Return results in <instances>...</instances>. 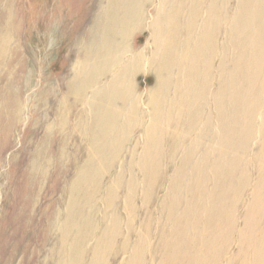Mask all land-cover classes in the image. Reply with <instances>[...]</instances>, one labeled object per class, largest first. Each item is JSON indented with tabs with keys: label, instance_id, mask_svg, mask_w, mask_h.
Returning a JSON list of instances; mask_svg holds the SVG:
<instances>
[{
	"label": "rangeland",
	"instance_id": "374dc122",
	"mask_svg": "<svg viewBox=\"0 0 264 264\" xmlns=\"http://www.w3.org/2000/svg\"><path fill=\"white\" fill-rule=\"evenodd\" d=\"M139 1L143 2V0H0V28L4 30L5 26H7L6 27L7 30L6 28L4 31L0 29V33L3 31V33H1L3 35L0 34V36L2 37L0 38L1 39L0 42L4 41L3 46L4 45L6 46V47L0 46V52H1L0 71L2 72L0 73L1 74L0 75V109H1L0 110V151L2 150L0 152V264H59V263L62 264V262L63 264H76V263L78 264H135V263L137 264H216V262L217 264H225L226 260H227L226 264H232L231 262L235 264H245V263L264 264V252H263L264 251V213H263L264 189L256 180L257 175H260L258 173L259 164L262 163L264 164L263 162L264 133H262L264 132V103H263L264 89L260 94V101H259L260 107L255 113L256 119L254 118V120L251 122L248 121V116H247L248 102L246 101L247 96L245 95V93L249 91V86L246 84L245 86L243 85L245 83V80L235 84V88L236 89L238 88L237 96H234V93L232 92V90L235 89L233 88L234 87L233 85L234 81H232L233 75L239 77L240 74L241 76L243 74V76L246 77V75L250 71V68L247 67V65L255 61L253 59L252 54H248V51L254 49L253 44L257 45L256 47H259V44L256 42L258 41L257 34L262 33L263 31L262 29H264V0H229V1L204 0V2L203 0H194L195 2L193 0H180L181 2L179 0H151L150 1L151 3H149L151 5L148 4L146 6H141L142 3L140 5ZM174 2L176 5L179 2V4H181L182 6L181 5L179 6V4L176 6L175 4H173ZM192 4H194L195 6ZM205 4L209 8L206 7ZM212 4L213 6H211ZM174 6L180 8L178 10L179 11L181 10L180 11L181 13L178 10H177L178 12L177 11L173 12ZM181 7L184 8L181 9ZM205 8H207V10ZM136 9H139V11ZM166 9L167 11H165ZM223 9L225 10V13ZM133 11L134 12L136 11L135 12L136 15ZM164 11L166 12L165 14ZM207 11L209 14H207ZM205 12L207 15L204 14ZM199 13H202L201 18L203 20V22L201 21V23L203 24L199 23V25L201 26V27L199 26L201 30L200 35L198 34L199 37L198 35L197 36L195 35L194 38H192L190 41V46L188 40H186V43H182L178 38L179 40L178 42H180L181 44L179 43L178 45L177 42L174 46L175 49L173 48L172 50H175L173 52L174 60L175 58L179 59L183 56H188L187 53H189L192 50L190 49V47L193 48L194 46V43H192L195 42L194 40L199 41L198 43L205 44L204 42L206 36L203 35L202 32L204 30H209L212 27L211 23H209L210 20L213 18V16H211L212 15L211 13H213L214 16H216L217 13L219 17L221 18L222 16L224 17L220 20V24L218 27L219 34L217 41L215 42L216 47L218 48V50H220V53L218 52V55L216 57V60L219 59V61L217 60V64L218 65L221 64L222 61L224 63L223 65L221 64L222 72L221 69H217V68H215V70L213 71L215 72L214 75H217L218 77L220 73L223 75V80L226 88H224L225 91L223 93L220 92L221 90L219 91V89H217L216 86L212 89L213 92L215 91V95L217 96V98L221 99L222 105L220 108H218V111H222L223 116L219 117V119H217L216 117L209 118V121L207 123L208 127L206 128V132L203 133L206 136L205 142L207 143L205 142L198 143L196 140L185 141V139L187 138L186 136L187 131L190 129V126H187V122L185 119V114L189 112V108L186 102H183L181 104L176 98L175 100H173L171 96L166 97L163 94L160 98L161 103L159 104V101L158 99L156 100V95L154 93L156 90V82L158 81V78L162 80L158 76H161L162 75L161 73H163V71L160 72L157 69V60H158L157 56L161 54L164 46L162 39H160V41L158 42L161 34L160 30L165 29L166 26L168 25L169 26L179 25L178 29L182 30L184 26H187L189 17L192 16L194 17ZM165 16L166 18H164ZM133 17L136 18L135 21H137L138 19L137 23L133 21ZM155 17L159 19L157 20L155 19ZM176 18L177 19L179 18L178 21ZM186 18L188 19V21ZM142 19H144V21ZM155 20H157V24H155V29H154L153 25L155 23ZM164 20L166 21V23ZM128 22L130 23V27L131 26L132 28L134 27L133 29L130 28L132 31H130L129 27H127L129 25ZM132 23H134L133 25L135 26L131 25ZM207 24L209 26H207ZM120 26L123 27V29H125L126 32L125 31L123 32ZM93 28L102 29V31H104L101 39L103 54L100 56V60L98 58V61L101 62V63L99 62L100 64L98 65V67L96 64H94L96 66L95 67L91 61V58L93 59L95 58L96 60L97 59L96 57H92V55L90 56L88 55L87 57L88 54L87 43L90 36L89 34L91 32L94 33ZM157 31L159 33V36ZM155 32L157 33V35ZM223 35L224 37H222ZM195 37H197V39ZM243 37H245V39ZM153 38L155 39V41H153ZM219 38H221L222 40L220 39L219 41ZM238 39L240 42L237 41ZM241 41L246 42L245 48L247 52L246 51L239 52L236 49L235 53L236 52L237 53L235 54L234 51L230 49V46H233L234 42L241 43ZM156 42L158 43L161 42L160 45L158 44L161 47H158ZM155 44L156 46H154ZM226 45L228 46V48ZM224 46L226 48H224ZM113 49H116V51L117 49H121V51L124 50L126 58L136 54L137 52L138 53L142 52L141 54H144L143 61H141L139 64H135L133 67L129 69L131 72L135 74V76L133 77L134 74L130 73L131 75L129 76H131L132 82L130 81L129 86L130 88L132 87V99L134 100L135 98L136 101L135 106H138L137 111L138 110L139 111L136 114V119H135L136 121L134 120V122L125 123V126L134 128L135 133L133 132L131 135L123 134L121 136L122 143L120 144V148H119L120 150L119 151L120 155L118 154L119 158L118 157L113 158L112 156H110L109 153L110 151L114 152L117 149L115 148L117 147L115 144L117 142H113L114 141L113 139H105L106 145L104 144L101 145V156H103L104 158L103 157L100 158L99 156L98 158H96V160H98L97 162L92 157L87 158V156L84 155L85 154L84 148L86 147L84 144L85 139H83V137L88 135L87 133L88 131L85 129L84 126H79L77 124L78 121H76L77 113L83 112L85 110V106H81L80 104H78L72 107L71 105L73 100L74 99L76 100L78 95L81 94V91L85 90L84 87L85 83L92 76V74L102 69L103 67L102 64L105 63L106 65L105 64L104 65L106 67L107 66L109 67V63H111V61L115 62L117 60L115 56L111 55V51ZM129 49L131 50L129 51ZM225 49H227L226 51L229 52L228 53L229 55L225 54L227 53L225 52ZM229 49L230 51H228ZM185 51H186V55H185ZM5 54H7L8 57ZM226 58H228V61L225 60ZM237 59H242V62L244 63L243 67H235V66L233 67L230 65L231 62H235ZM1 61H3L2 63H6L5 64L6 66L1 64ZM141 63L143 65H141ZM1 65H3L4 67ZM90 65L93 66L92 67L93 69L91 68ZM11 66L12 68H10ZM2 70L6 72H3ZM217 70L218 72L216 73ZM87 71H89V73H87ZM110 76L113 78L112 75ZM111 77L108 80L107 78L102 79L99 83L93 86L90 93L86 94V99L89 102L90 100L93 101L92 100L93 98H95L94 102L102 101V105L105 106V112L107 109V114H110V112L112 111L111 110L112 107L111 108L109 107V102L114 99V93H115L114 90L111 89L112 87L110 86L111 84L110 82L112 79ZM261 78L262 80L264 79V74L263 75L261 74ZM77 80L80 82V84ZM73 85H74V89L72 88ZM96 86L99 88H97ZM104 86H106V88ZM228 86L229 88H227ZM91 92L92 95H90ZM93 94L94 97L92 98L91 96H93ZM111 94L112 97H109L111 96ZM147 96L149 98H147ZM137 99L139 100L140 103L138 102ZM238 99L240 100L239 106H237ZM129 102L131 103L132 101ZM129 102H127V106L130 105ZM151 102L153 104H151ZM164 102H165V106L167 107L168 105L171 106L172 116L168 117L163 111L160 112L159 117L161 118V121L159 118V121L155 123V128L158 129L160 132L159 133L160 135H157L159 136V146L156 147L155 151L154 148L151 146L150 147L151 149L150 150L148 149V151L145 152L146 159L148 162L147 164L144 165H146L145 167H147V169L150 170L154 168L155 165L164 166L166 165L167 157L169 158L170 155H173L176 161L174 162V164H169L167 166L169 172L164 174L165 178L163 181L164 182L163 185H162L163 182H159L161 183L159 187L155 188L154 190L144 191L141 190L142 189L141 184L143 183L144 179L142 175H139L140 165L137 163L138 162L137 159L139 158V154L141 155L142 153V148L145 146V144L148 141H150L151 137L148 138L149 136H147V134L145 135L142 131L144 130L146 124L148 125L150 123V121L148 120L149 118L146 117V114H150L152 112L153 110L152 107L156 109ZM208 102L209 101H207L206 103ZM210 103L211 102H209L208 104ZM261 103H263V105H261ZM208 104H206L207 109L208 106L210 109H212L213 106ZM102 105H100V107H102ZM58 106L60 109L58 108ZM62 106L66 109H64ZM128 108L129 110H131L130 107ZM77 109L79 112L76 111ZM142 109L144 111H142ZM69 111H70L69 114L71 115H68L67 112ZM52 112H54L55 114L54 113L52 114ZM59 114H61L62 116L60 115L61 116L60 117ZM177 114L181 115V120L177 119L176 117ZM54 117L55 120H52L54 119ZM245 117L247 118L245 119ZM203 118H205V120L203 119V121H206L207 117L205 116V111L203 113ZM61 121L62 124H60ZM165 121L166 122L168 121V123H165ZM214 121L216 124H212ZM54 123L55 125H53ZM120 125L121 123L115 126L116 129H118ZM140 125L141 127H139ZM214 125L216 126L214 127ZM56 126L59 129H57ZM64 126H66L67 128H65ZM68 126L70 127L68 128ZM166 126H168L171 129H175L177 127L176 130L178 129V132L180 133L179 136L180 141H177L178 144L174 150L169 149L170 148L169 142L170 140L172 142V139L174 137H171V135L169 136L167 131L166 132L162 131V129H167ZM248 128L250 130L252 129L253 135L255 134L254 135L255 138L253 137L254 138L253 143L249 142L248 141L249 139L247 140L246 132ZM60 129L61 131H59ZM73 130H75L76 132ZM211 132L213 133L214 136L213 139H216L214 141L211 138L212 136ZM73 133L75 136H73ZM111 134H113V132ZM99 136H97L98 138L96 139L100 140ZM114 136L115 133L113 134V136L111 135L109 138H113ZM144 136L145 139L143 138ZM260 137L261 139L262 138L263 139L261 140ZM49 139L50 141L47 142V140ZM126 139L128 140V142ZM210 139L212 142L210 141ZM132 140H134V142ZM176 140L178 139H175L173 143H176ZM68 141L69 144L67 143ZM78 141L79 143L80 142L81 143L78 144ZM40 143H42L43 146ZM112 143H113V147L111 145ZM80 145L82 146L80 147ZM102 147L105 149H102ZM190 147H194V149L196 150L194 152V158L191 160L192 162L190 161V163H188L187 165L179 166L178 162L180 161V159L183 158L185 154V150L188 149L191 150ZM112 148L114 149L112 150ZM129 148L133 149L132 152L130 151ZM214 148L215 150H213ZM109 149L110 151L108 152ZM102 150H104L105 152H103ZM122 150L124 151L121 152ZM45 151H46V155H43ZM251 153L252 155L250 156L249 154ZM104 154L107 157L104 156ZM130 154L133 155V157L135 156L133 158L134 161L131 159ZM35 155L37 156L36 159H35ZM85 158H87V160H85ZM249 158H252V161L251 159L249 160ZM61 159H63V161ZM76 159L78 161H76ZM124 160L126 162H124ZM68 163L70 165H68ZM84 163H85V167L83 166ZM252 163L253 165H251ZM93 164L95 165V167ZM100 164H101V169H100ZM125 166H127V168ZM70 167L72 168V170ZM92 168L94 169L96 168L95 170H97V172H95V170H93ZM123 168L125 170H123ZM180 168H182V170ZM89 169L91 172L89 171ZM119 169L121 170V172H119L120 171ZM37 170L39 172H37ZM102 170L106 172L105 173L106 175ZM129 170L132 171L128 172ZM32 171H34V176ZM66 171L68 172L66 173ZM124 171L126 174H124ZM179 171H182L184 175L183 180L179 179V181L181 182L176 181V179H178L177 174L179 173ZM29 172L31 177L30 175L28 176ZM161 172H163V170ZM119 173L121 174V178H122L120 182L118 181V177H117ZM236 175L238 178L239 177L241 179L243 178L244 179V180L242 179L243 182L245 181V183H242V186H240V192L239 195L237 196V200L232 198L234 192L236 191V187H238L237 181L235 186V180L238 179ZM26 176L29 177L30 179L29 178L26 179L27 178ZM98 176L101 181L98 179ZM33 178L36 180H34ZM173 178L176 181L174 187L175 188L174 203L178 204V206L175 215L171 217V219H167L162 214H159L157 208L159 203H161L162 201H167V199H165L164 197L166 195V192L168 191V186L170 187V184L168 182ZM32 179L33 181H35V183L34 182L32 183ZM125 179L126 182L124 181ZM135 179L136 181L138 180L137 181L138 183L140 182L139 185L141 187L138 186V183L135 181ZM167 179L168 182L166 181ZM189 179L192 180L191 186H188ZM250 179L251 181H249ZM39 180L41 181L39 182ZM90 180L93 181L99 180L98 183L100 189L98 191L99 195H97L96 193L95 194L96 198L95 196L92 198L95 200L94 201L92 200L91 202H88L86 204L84 203V200L87 198L84 196L85 192L78 187L85 185ZM112 180L115 184H112L113 183ZM199 180L200 182H198ZM61 181L66 183L64 184ZM130 181L132 182L129 183ZM255 181H257V184L255 183ZM73 182L78 183V185H76L75 187L74 192L73 190L70 189ZM134 182H136V184ZM28 183L29 185L32 183L33 187L32 185H30L31 186L30 187ZM123 183L126 185L127 183H129L128 187H126V185L124 187ZM34 184H36V187L34 186ZM119 184L120 186H122L123 189L119 187ZM132 184H135L136 187L135 185H133L132 187ZM62 187L65 193L62 191L61 189ZM247 187H249L250 189ZM109 188L110 191L105 192ZM164 188L165 190H163ZM253 188H255L253 190L254 192L252 191ZM121 190L123 192H121ZM261 190L263 191V193ZM34 191L35 193H33ZM137 192H140V194ZM243 192L246 195H244ZM61 193H63V195ZM74 193L75 195L73 197ZM144 193L150 194V197L148 200L142 203L141 198ZM80 194L81 196H79ZM127 194L128 195L131 194L133 199L131 196L130 199L129 198L127 199ZM136 195L140 197H137ZM103 197L105 198L104 202H103ZM240 197H242L243 199L241 198L242 199L241 200ZM82 198L85 199L83 200ZM115 198H117V200ZM118 198L120 199L118 200ZM252 198L253 200L255 199L256 201L252 202ZM66 199L68 200L67 202ZM188 199L190 201H188ZM240 200H241V204H240ZM107 202L110 204H107ZM155 202L156 203L158 202V204H156ZM250 202L253 204H251ZM89 203L91 204L94 203L93 208L91 204H90L91 206L89 205ZM255 203L257 206L255 205ZM94 205L97 206L94 207ZM240 205L242 206L246 205V207L244 206L245 207L244 208L241 207ZM87 206L89 209L87 208ZM252 206L253 208L254 207L255 208L253 209ZM77 207L79 209L82 208L81 211L78 210ZM110 208H112L111 209L112 212L110 211ZM105 209H108L106 211L108 214L106 212H103ZM61 210H64L66 212V216L61 213ZM246 210H248V212ZM74 211H77L78 213ZM79 212L81 213V215H79L80 214ZM59 214L62 215L59 216ZM74 214L75 215L77 214V217ZM236 214L238 216H236ZM246 214L247 216L245 218L242 217V215L245 216ZM55 215H57V217ZM106 215L108 216L109 219L106 217ZM64 216L66 217V219ZM103 217H104V224L102 220ZM237 217H239L238 220H236ZM55 219L57 220L55 221ZM61 219L62 220L65 219L64 220L65 223L61 221ZM59 221L61 225L60 223H58ZM242 224L245 226L243 227ZM89 225L91 227H89ZM100 225H103L101 226L102 228L100 227ZM144 226H149L150 228L149 234L144 233L142 229ZM206 226L208 227L206 228ZM62 227H63V231L65 232H61ZM55 229L56 230L58 229L59 231L57 230L58 231L57 232ZM257 229L259 233H257ZM86 230L89 231L85 232ZM122 232L124 235L122 234ZM158 232H161L160 239L159 241H157V243H155L154 237L158 235ZM66 233L71 235H67L66 237ZM80 235H82V237ZM222 235L224 236L221 238ZM234 235H236L237 237ZM74 236L75 238L78 237V239L76 238L75 240ZM63 237H65V239ZM68 237H71L70 240L72 239L73 241L74 240L75 241L73 242L71 240L70 242ZM232 237L235 238L233 239ZM231 238L234 240L233 241L234 243H232ZM134 239L136 244L134 242ZM142 239L146 240V243L148 242V244L144 248H139L137 244L138 241ZM62 240L65 241L66 245H63L64 242ZM236 241L238 243H236ZM80 242L82 245L77 244ZM218 242L219 244H217ZM243 242L245 248L243 247ZM220 244H222L221 245L222 248H219ZM224 244H231V245H224ZM246 245L248 248L246 247ZM166 246H167V253H166L167 255L164 254V248ZM61 247L65 248V250H63L65 252L63 253L62 251V254H60L62 250ZM77 247L79 249L81 248V250L79 251ZM67 248H69V250H67ZM224 248L226 250H224ZM243 248L246 250H243ZM52 250L53 252L50 253V251ZM223 250L225 251V254ZM226 251L228 252L227 254ZM68 252H70V254ZM234 254H236L234 256L235 258L232 257ZM63 255H66L67 259ZM226 257L229 259H227ZM246 257H248L249 259ZM93 258L96 259V261ZM162 258H164L163 261ZM136 259L138 262L136 261ZM58 260L61 261H59V263H56V261L58 262Z\"/></svg>",
	"mask_w": 264,
	"mask_h": 264
},
{
	"label": "bare ground",
	"instance_id": "6f19581e",
	"mask_svg": "<svg viewBox=\"0 0 264 264\" xmlns=\"http://www.w3.org/2000/svg\"><path fill=\"white\" fill-rule=\"evenodd\" d=\"M151 0H143V2H140V5H141V3H142V5L141 6H146V5H148L149 3H151L150 2ZM180 1V0H179ZM194 1V0H193ZM192 1V2H193ZM207 1V0H206ZM205 1V2H206ZM208 1H210V0H208ZM227 1H229V0H227ZM181 2V1H180ZM184 2H186V1H184ZM190 2V1H189ZM195 2V1H194ZM193 2V3H194ZM201 2V1H200ZM203 2H204V0H203ZM217 2V1H216ZM215 2V3H216ZM222 2V1H221ZM237 2H239V1H237ZM242 2V1H241ZM136 3H138V2H136ZM177 3V2H176ZM229 3V2H228ZM236 3V2H235ZM11 4V3H10ZM173 4H175V2L173 3ZM178 4H179V2H178ZM177 4V5H178ZM186 4V3H185ZM204 4V3H203ZM209 4V3H208ZM207 4V5H208ZM221 4V3H220ZM226 4V3H225ZM224 4V5H225ZM149 5H151V4H149ZM176 5V4H175ZM176 5V6H177ZM181 4H179V6H180ZM192 5H194V4H192ZM195 5H196V3H195ZM194 5V6H195ZM224 5H221V6H224ZM176 6H174V9H173V12H176L178 9H180V8H177ZM182 6V5H181ZM188 6V5H187ZM198 6V5H197ZM196 6V7H197ZM203 6V5H202ZM205 6H206V4H205ZM211 6H213V4L211 5ZM218 6H219V4H218ZM206 7H208V6H206ZM171 8V7H170ZM182 8H184V7H181V9ZM190 8H192V7H190ZM209 8V7H208ZM215 8H216V6H215ZM223 8V7H222ZM228 8V7H227ZM135 9V8H134ZM141 9V8H140ZM172 9V8H171ZM196 9V8H195ZM206 10H207V8H205ZM214 9V8H213ZM238 9V8H237ZM136 10H138L139 11V9H136ZM169 10V9H168ZM185 10H186V7H185ZM192 10V9H191ZM201 10V9H200ZM209 10V9H208ZM216 10V9H215ZM221 10V9H220ZM224 10V9H223ZM141 11V10H140ZM165 11H167V9L165 10ZM164 11V14L166 13ZM179 11V10H178ZM177 11V12H178ZM181 11V10H180ZM179 11V12H180ZM199 11V10H198ZM204 11V10H203ZM210 11V10H209ZM217 11H218V9H217ZM226 11H228V10H226ZM134 12V11H133ZM136 12V11H135ZM134 12V13H135ZM142 12H143V10H142ZM183 12V11H182ZM191 12V11H190ZM223 12V11H222ZM237 12V11H236ZM245 12V11H244ZM181 13V12H180ZM197 13V12H196ZM224 13H225V10H224ZM143 14V13H142ZM172 14V13H171ZM192 14V13H191ZM201 14L202 13H199L198 15H195L194 17L192 16V17H189V21H188V19H187V26H184V28H182V30L181 29H178V26H176V25H172V26H166V28L165 29H162V30H160L161 31V34H160V38H159V40H158V42L160 41V39H162L163 40V44H164V46H163V49H162V52H161V54L159 55V56H157L158 57V60H157V69H158V71H163V73L165 74H163V73H161L162 75L161 76H158V77H160L162 80H160L159 78H158V81L156 82V90H155V95H156V100L158 99V101H159V104L161 103V96L164 94L166 97L168 96H171V98L173 99V100H175V98L182 104L183 102H186V104H187V106H188V108H189V112L188 113H186L185 114V119H186V122H187V126H190V129L187 131V138L185 139V141H188V140H191V141H193V140H196L198 143H202V142H205L206 141V136L203 134L204 132H206V128L208 127V121H209V118H217V119H219V117H221V116H223L222 115V111H218V108H220L221 107V105H222V102H221V99H219V98H217V96L215 95V91L213 92L212 91V89L216 86L217 87V89H219V91L220 92H224L225 90H224V88H226V86H225V83H224V80H223V75L220 73L219 74V77L217 76V75H214V71L213 70H215V68H217V69H221V72H222V65H223V61H222V65L221 64H217V60L219 61V59H217L216 60V57H217V55H218V52L220 53V50H218V48L216 47V41H217V38H218V32H219V30H218V27H219V24H220V20L222 19V18H224L223 16H222V18L221 17H219V15L216 13V16H214L213 15V13H211L212 15L211 16H213V18L210 20V22L209 23H211V25H212V27L209 29V30H204L202 33H203V35H205L206 36V39H205V44H202V43H198L199 41H196V40H194L195 42H192V43H194V46H193V48H191L190 47V49H192L190 52L189 51H187V52H189V53H187V55L188 56H183V57H181V58H179V59H176L175 58V60H174V54H173V52L175 51V50H172L173 48H174V46H175V44L180 40L182 43H186V40H188V43H189V46H190V41H191V39L192 38H194V36L196 35H200V32H201V30H200V28H199V23H201V21L203 22V20H202V18H201ZM204 14H206V12L204 13ZM207 14H209L208 13V11H207ZM206 14V15H207ZM7 15V14H6ZM6 15H5V17H6ZM134 15V14H133ZM135 15H136V13H135ZM134 15V16H135ZM162 15V14H161ZM167 15V14H166ZM169 15V14H168ZM182 15V14H181ZM185 15V14H184ZM222 15H223V13H222ZM229 15H230V13H229ZM263 15V14H262ZM9 16V15H8ZM7 16V17H8ZM163 16V15H162ZM161 16V17H162ZM176 16H177V13H176ZM175 16V17H176ZM203 16V15H202ZM210 16V17H211ZM225 16V15H224ZM228 16V15H227ZM136 17V16H135ZM138 17V16H137ZM144 17V16H143ZM239 17H240V15H239ZM145 18V17H144ZM164 18H166V16L164 17ZM174 18V17H173ZM180 18V17H179ZM178 18V19H179ZM135 19L136 18H134L133 17V21H135ZM140 19H141V17H140ZM155 19H157L156 17H155ZM159 19V18H158ZM157 19V20H158ZM177 19V18H176ZM178 19H177V21H178ZM182 19V18H181ZM184 19V18H183ZM226 19V18H225ZM143 21H144V19H142ZM157 20H155V23H154V25H153V27H154V29H155V24H157ZM6 21H7V19H6ZM137 21H138V19H137ZM137 21H135V23H137ZM141 21V20H140ZM165 21V20H164ZM176 21V22H177ZM95 22V21H94ZM130 22V21H129ZM128 22V23H129ZM131 22H132V20H131ZM160 22V21H159ZM176 22H175V24H176ZM241 22V21H240ZM127 23V24H128ZM139 23V22H138ZM161 23V22H160ZM165 23H166V21H165ZM204 23H205V21H204ZM206 23H207V21H206ZM208 23V24H209ZM224 23V22H223ZM104 24V23H103ZM134 23H132L131 25H133ZM162 24V23H161ZM173 24H174V22H173ZM201 24H203V23H201ZM207 24V26H209ZM242 24V23H241ZM102 25V24H101ZM101 25H100V27H101ZM105 25V24H104ZM141 25V24H140ZM159 25V24H158ZM190 25V26H189ZM205 25V24H204ZM133 26H135V25H133ZM138 26V25H137ZM142 26V25H141ZM207 26H206V28H207ZM252 26V25H251ZM7 26H5V28H6ZM121 27V26H120ZM127 27H129V29L131 28V29H133L132 28V26L130 27V23H129V25L127 26ZM140 27V26H139ZM181 27H182V25H181ZM180 27V28H181ZM201 27V26H200ZM5 28H4V30H5ZM116 28V27H115ZM122 29V31L124 32L125 31V29H123V27H121ZM163 28V27H162ZM225 28V27H224ZM230 28V27H229ZM0 29H2V28H0ZM94 29V28H93ZM130 29V31H132ZM139 29V28H138ZM3 30V29H2ZM3 30V31H4ZM6 30H7V28H6ZM90 30V29H89ZM222 30H223V28H222ZM263 31H262V33H258L257 34V39H258V41L256 42V43H258L259 44V47H256L257 45H254L253 44V50H250V51H248V54H252V56H253V59L255 60V61H253V63H251V64H249V65H247V67H249L250 68V71H249V73L247 74V73H245V74H247L246 75V77H244L243 76V74H242V76H241V74L239 75V77H237V76H235V75H233V77H232V81H234V83H233V85H234V87L233 88H235V84H237V83H239V82H241V81H244L245 80V83L243 84L244 86H245V84L246 85H248L249 86V91H247V93H245V95L247 96V102H248V110H247V116H248V121L249 122H251V121H253L254 120V118L256 119V116H255V113L257 112V110H258V108L260 107V94H261V92H262V90L264 89V79L262 80V78H261V74L263 75L264 74V29H262ZM3 31L1 32V33H3ZM10 31H11V29H10ZM129 31V30H128ZM127 31V32H128ZM155 31V30H154ZM225 31V30H224ZM224 31H222V32H224ZM103 32L104 31H102V29H94V33L93 32H91L89 35V39H88V43H87V57H88V55L90 56V55H92V57H96L97 59L95 60V58L93 59V58H91V61H92V63H93V65L94 64H96L97 65V67H98V65L101 63L100 61H98V58H99V60H100V56L103 54V52H102V42H101V39H102V34H103ZM122 32V33H123ZM126 32V31H125ZM227 32V31H226ZM0 33V34H1ZM6 33H7V31H6ZM12 33V32H11ZM156 33V32H155ZM157 33H158V31H157ZM157 33H156V35H157ZM4 34H5V32H4ZM127 34V33H126ZM125 34V35H126ZM222 34V33H221ZM224 34V33H223ZM1 35H3V34H1ZM8 35H9V33H8ZM155 35V36H156ZM199 35H198V37H199ZM228 35V34H227ZM5 36H7V35H5ZM4 36V37H5ZM154 36V37H155ZM158 36H159V33H158ZM10 37H11V35H10ZM125 37V36H124ZM222 37H224V35L222 36ZM254 37V36H253ZM259 37V38H258ZM0 38H2L1 36H0ZM7 38V37H6ZM178 38H179V40H178ZM196 39H197V37H195ZM242 38V37H241ZM244 39H245V37H243ZM5 39V38H4ZM127 39V38H126ZM158 39V38H157ZM157 39H156V41H157ZM220 39L221 38H219V41H220ZM226 39H227V37H226ZM251 39V38H250ZM256 39V40H257ZM1 40V39H0ZM125 40V39H124ZM222 40V39H221ZM223 40H225V39H223ZM153 41H155V39L153 38ZM238 42H240L239 41V39L237 40ZM125 42V41H124ZM158 42H156L157 43V45L159 44H161V42L160 43H158ZM238 42H234V44H233V46H230V49L232 50V51H234V53H235V50L237 49L239 52H243V51H246V48H245V45H246V42L245 41H241V43H238ZM153 43V42H152ZM179 43L180 42H178V45H179ZM225 43H227V42H225ZM3 44H4V41H1L0 42V46L2 47L3 46ZM128 44V43H127ZM127 44H125V45H127ZM181 44V43H180ZM248 44V43H247ZM95 45H96V47H95ZM158 45V47H161V46H159ZM177 45V46H178ZM225 45V44H224ZM228 45V44H227ZM226 45V46H227ZM5 46V45H4ZM3 46V47H4ZM9 46V45H8ZM154 46H156V44L154 45ZM6 47V46H5ZM128 48V47H127ZM155 48V47H154ZM182 48V47H181ZM189 48V47H188ZM224 48H226L225 46H224ZM227 48H228V46H227ZM3 49V48H2ZM1 49V50H2ZM5 49V48H4ZM157 49V48H156ZM155 49V50H156ZM175 49V48H174ZM221 49H222V47H221ZM230 49L228 50V51H230ZM125 50H126V48H125ZM131 49H129V51H130ZM227 49H225V52H227L226 51ZM223 51H224V49H223ZM3 52V51H2ZM9 52H11V51H9ZM177 52V51H176ZM224 52V53H225ZM247 52V51H246ZM7 53V52H6ZM131 53V52H130ZM142 53V52H141ZM141 53H136V54H134V55H132V56H130V57H127L126 58V55H125V51L123 50V51H121V49H117V51H116V49H113L112 51H111V55H113V56H115L116 57V61L115 62H113V61H111V63H109V67L107 66H105L104 64H102L103 65V67H102V69L101 70H99L98 72H96V73H93L92 74V76L86 81V83H85V90L83 91H81V94L80 95H78V97L76 98V100L74 99L73 100V102H72V107L73 106H76V105H78V104H80L81 106H85V110L83 111V112H81V113H77V115H76V121H78L77 122V124L79 125V126H84L85 127V129L88 131L87 133H88V135L87 136H84L83 137V139H85L84 141V144H85V147L86 148H84V155L85 156H87V158L88 157H92L94 160H96V158H98L99 156H100V158L101 157H103V156H101V145H106L105 144V139H113L114 141L113 142H117V143H115L116 144V146L117 147H115V148H117L114 152H112V151H110V149L108 150V152L110 153V156H112L113 158L115 157H118V154H119V148H120V144L122 143L121 142V136L124 134H127V135H131L133 132H134V128H131V127H129V126H125V123H128V122H134V120L136 119V114H137V112L139 111H137V107L138 106H135L136 105V101H135V98H134V100L132 99V87L130 88V86H129V84H130V81H131V76H129V75H131L130 73H133V72H131L129 69L131 68V67H133L135 64H139L141 61H143V59H144V54H141ZM178 53V52H177ZM229 52H227V53H225V54H228ZM237 53V52H236ZM235 53V54H236ZM0 54H1V52H0ZM157 54V53H156ZM6 56H7V54H5ZM5 55H3V56H5ZM109 55H110V52H109ZM183 55V54H182ZM185 55H186V51H185ZM229 55V54H228ZM227 55V56H228ZM236 56V55H235ZM234 56V57H235ZM248 56V55H247ZM8 57V56H7ZM6 59V58H5ZM154 59V58H153ZM90 60V59H89ZM95 60V61H94ZM225 60H227L228 61V58H226ZM5 61H8V60H5ZM4 61V62H5ZM220 61V62H221ZM230 61V60H229ZM3 61H1V64H3L4 66H6L5 64L6 63H2ZM100 62V63H99ZM106 62V61H105ZM103 63V62H102ZM226 63V62H225ZM235 63V64H234ZM88 64V63H87ZM156 64V63H155ZM229 64V63H228ZM3 65H1V66H3ZM141 65H143L142 63H141ZM154 65V64H153ZM226 65V64H225ZM230 65L231 66H235V67H243L244 66V63L242 62V59H237L235 62H231L230 63ZM3 66V67H4ZM91 66V65H90ZM95 66V65H94ZM104 66H105V68H104ZM217 66V67H216ZM93 66H91V68H92ZM96 67V66H95ZM139 67V66H138ZM246 67V68H247ZM10 68H12V66L10 67ZM87 68H88V66H87ZM90 68V69H91ZM135 68V67H134ZM1 69H2V67H1ZM6 69V68H5ZM89 69V70H90ZM93 69V68H92ZM97 69V68H96ZM100 69V68H99ZM156 69V68H155ZM12 70V69H11ZM10 70V71H11ZM134 70H136V69H134ZM141 70V69H140ZM233 70V69H232ZM3 71V70H2ZM220 71V70H219ZM247 71V70H246ZM3 72H6V71H3ZM80 72V71H79ZM84 72V71H83ZM93 72V71H92ZM138 72V71H137ZM218 72V70L216 71V73ZM234 72V71H233ZM0 73H2L1 71H0ZM87 73H89V71H87ZM86 73V74H87ZM240 73V72H239ZM238 73V74H239ZM4 74V73H3ZM2 74V75H3ZM134 74V73H133ZM234 74H236V73H234ZM1 75V74H0ZM110 75H112L113 76V78L110 76ZM160 75V74H159ZM82 76V75H81ZM88 76V75H87ZM108 76H110L112 79H111V84H110V86L112 87L111 89H113L114 90V99L112 100V101H110L109 102V107L111 108V112H110V114H107V109H106V112H105V106H103L102 105V101H100V102H94L95 100V98H93L94 97V94H93V96H91L92 98H89V99H92L93 101H91L90 100V102L86 99V94L87 93H90V91H91V89L93 88V86L95 85V84H97V83H99L102 79H105V78H107ZM135 76V74L133 75V77ZM164 76H165V78H164ZM226 76V75H225ZM83 77V76H82ZM81 77V78H82ZM110 77H108L107 78V80L110 78ZM80 78V77H79ZM78 78V79H79ZM164 78V79H163ZM225 78V77H224ZM228 79V78H227ZM75 80V79H74ZM80 80V79H79ZM157 80V79H156ZM229 80V79H228ZM5 81H6V79H5ZM78 81V80H77ZM79 82V81H78ZM107 82V81H106ZM132 82V81H131ZM229 82V81H228ZM77 83V82H76ZM243 83V82H242ZM79 84H80V82H79ZM101 84V83H100ZM105 84H107V83H105ZM76 85V84H75ZM78 85V84H77ZM239 85V84H238ZM99 86V85H98ZM240 86V85H239ZM97 87V86H96ZM105 88H106V86H104ZM108 87V86H107ZM73 89H74V85H73V87H72ZM97 88H99V87H97ZM101 88V87H100ZM227 88H229V86L227 87ZM243 88V87H242ZM13 89V88H12ZM94 90V89H93ZM105 90V89H104ZM108 90V89H107ZM218 91V90H217ZM241 91H243V90H241ZM95 92V91H94ZM96 92H97V89H96ZM232 92L234 93V96H237V93H238V88L236 89H233L232 90ZM184 93H185V95H184ZM137 94V93H136ZM135 94V95H136ZM70 95H71V93H70ZM90 95H92V92H91V94ZM96 95V94H95ZM97 95H98V93H97ZM264 95V94H263ZM152 96H154V95H152ZM14 97V96H13ZM88 97V96H87ZM109 97H112V94H111V96H109ZM64 98V97H63ZM72 98V97H71ZM147 98H149L148 96H147ZM152 98H154V97H152ZM60 99V98H59ZM58 99V100H59ZM61 99H62V97H61ZM60 99V100H61ZM86 99V100H85ZM103 99V98H102ZM169 99V98H168ZM138 100V99H137ZM149 100V99H148ZM129 101H132L131 103L129 102ZM146 101V100H145ZM144 101V102H145ZM207 101H209V102H211L210 104H208V103H206ZM238 102H237V106H239V104H240V100L238 99L237 100ZM262 101H263V99H262ZM63 102V101H62ZM69 102V101H68ZM105 102V101H104ZM127 102H129L130 103V105H128L127 106ZM138 102H139V100H138ZM149 102V101H148ZM148 102H146V103H148ZM173 102V101H172ZM171 102V103H172ZM228 102V101H227ZM140 103V102H139ZM155 103V102H154ZM259 103V104H258ZM264 103V102H263ZM263 103H261V105H263ZM62 104V103H61ZM105 104V103H104ZM151 104H153L152 102H151ZM206 104H208V105H211V106H213L212 107V109H210L209 108V106H208V109H207V105ZM64 105V104H63ZM100 105H102V107H100ZM163 105V106H162ZM180 105V104H179ZM206 105V106H205ZM61 106V105H60ZM99 106V107H98ZM153 106V105H152ZM173 106V105H172ZM63 107V106H62ZM108 107V106H107ZM106 107V108H107ZM128 107H130L131 108V110H129V108ZM148 107H149V104H148ZM177 107V106H176ZM179 107V106H178ZM206 107V108H205ZM263 107V106H262ZM261 107V108H262ZM58 108H59V106H58ZM64 108V107H63ZM76 108V107H75ZM78 108V107H77ZM101 108V109H100ZM103 108H104V110H103ZM142 108V107H141ZM151 108V107H150ZM153 108V110H152V112L150 113V114H146V117H148L149 119V121H150V123L147 125L146 124V126H145V128H144V130L142 131V130H140V131H142L145 135L147 134V136H149L148 138H150V141H148L146 144H145V146L142 148V153H141V155L139 154V158L137 159L138 160V164L140 165V171H139V175H142L143 176V179H144V181H143V183L141 184L142 185V189L141 190H144V191H150V190H154L155 188H157V187H159L160 186V184L161 183H159V182H163L164 181V178H165V176H164V174H166L167 172H169V169H168V165L169 164H174V162L176 161V159H175V157L173 156V155H170L169 156V158L167 157V161H166V165H164V166H158V165H155V167L154 168H152L151 170L150 169H147V167H145L146 165H144V164H147V159H146V153L145 152H147L148 151V149L150 150L151 148V146L154 148V151L156 150V147L157 146H159V136H157V135H160L159 133V130L158 129H156L155 128V123H157V121H159V115H160V112H164L168 117L169 116H172V109H171V106L170 105H168V107L167 106H165V102L163 103V104H161L158 108H156V109H154V107H152ZM151 108V109H152ZM244 108H245V106H244ZM60 109V108H59ZM64 109H66V108H64ZM150 109V110H151ZM185 109V108H184ZM1 110V109H0ZM63 110V109H62ZM61 110V111H62ZM71 110H73V109H71ZM53 111V110H52ZM76 111H78V109L76 110ZM76 111H75V113H76ZM142 111H144L143 109H142ZM204 111H205V116L207 117V119H206V121H203V119L205 120V118H203V113H204ZM73 112V111H72ZM79 112V111H78ZM148 112H150V111H148ZM22 113V112H21ZM54 112H52V114H53ZM68 113V115H71V114H69L70 113V111L69 112H67ZM109 113V112H108ZM144 113V112H143ZM147 113V112H146ZM55 114V113H54ZM62 114V113H61ZM61 114H59V116L61 115ZM5 115V114H4ZM63 115V114H62ZM61 115V116H62ZM67 115V114H66ZM65 115V116H66ZM165 115V116H166ZM184 115V114H183ZM54 116V115H53ZM60 116V117H61ZM138 116V115H137ZM70 117V116H69ZM144 117V116H143ZM168 117H167V119H168ZM177 119H179V120H181V115L180 114H177ZM16 118V117H15ZM20 118V117H19ZM63 118H64V116H63ZM138 118V117H137ZM164 118H166V117H164ZM247 117H245V119H246ZM62 119V118H61ZM67 119V118H66ZM66 119H65V121H66ZM166 119V120H167ZM20 120V119H19ZM52 120H55V117H54V119H52ZM57 120V119H56ZM63 120V119H62ZM212 120H214V119H212ZM258 120H259V118H258ZM59 121V120H58ZM136 121V120H135ZM160 121H161V118H160ZM246 121V120H245ZM20 122V121H19ZM53 122V121H52ZM55 122V121H54ZM60 122V121H59ZM146 122H148V121H146ZM164 122V121H163ZM68 123H69V120H68ZM67 123V124H68ZM119 123H121V125H120V127L118 128V129H116V127L115 126H117ZM165 123H168V121L166 122L165 121ZM253 123V122H252ZM60 124H62V121H61V123ZM59 124V125H60ZM65 124V123H64ZM70 124H71V122H70ZM72 124H74V123H72ZM135 124H136V122H135ZM212 124H216L215 123V121L212 123ZM247 124V123H246ZM53 125H55V123L53 124ZM159 125H160V123H159ZM173 125V124H172ZM252 125V124H251ZM250 125V126H251ZM61 126V125H60ZM138 126V125H137ZM216 125H214V127H215ZM254 126H256V125H254ZM54 127V126H53ZM65 128H67L66 126H64ZM70 126H68V128H69ZM127 127V128H126ZM139 127H141V125L139 126ZM143 127H144V125H143ZM175 127V126H174ZM211 127V126H210ZM56 128L57 129H59L57 126H56ZM73 128H75V127H73ZM166 128L167 129H162V131H167L168 132V134H169V136L171 135V137H174L173 139H172V142H171V140H170V142H169V149H172V150H174L176 147H177V141H180V138H179V136H180V133L178 132V129L176 130V128L175 129H171V128H169L168 126H166ZM253 128V127H252ZM256 128V127H255ZM62 129V128H61ZM61 129L59 130V131H61ZM116 129V130H115ZM212 129H214V128H212ZM245 129V128H244ZM68 130V129H67ZM70 130V129H69ZM72 130V129H71ZM80 130V129H79ZM79 130H77V131H79ZM85 130V131H86ZM216 130V129H215ZM73 131H75V130H73ZM83 131V130H82ZM81 131V132H82ZM258 131V130H257ZM76 132V131H75ZM113 132V134L115 133V136L113 137V138H109L111 135L113 136V134H111ZM214 132V131H213ZM216 132V131H215ZM244 132V131H243ZM253 132H255V131H253ZM47 133V132H46ZM51 133V132H50ZM49 133V134H50ZM66 133H68V132H66ZM99 133V134H98ZM135 133V132H134ZM208 133H210V132H208ZM212 133V132H211ZM247 140L249 141V142H252L253 143V140H254V135H253V133H252V129L250 130L249 128L247 129ZM262 133H264V132H262ZM61 134H62V132H61ZM69 134H70V132H69ZM83 134H85V133H83ZM96 134H98V135H96ZM260 134H261V131H260ZM96 135V136H95ZM100 135V136H99ZM263 135V134H262ZM262 135H261V137H262ZM54 136V135H53ZM70 136V135H69ZM73 136H75L74 135V133H73ZM77 136V135H76ZM97 136H99V139L100 140H98V139H96V138H98ZM102 136V137H101ZM135 136V135H134ZM246 136V135H245ZM264 136V135H263ZM102 139H101V138ZM126 137H128V136H126ZM132 137V136H131ZM178 137V138H177ZM254 137V138H253ZM261 137H260V139H261ZM50 138V137H49ZM52 138V137H51ZM69 138H71V137H69ZM144 139H145V136L143 137ZM211 138L213 139L214 138V136H213V133H212V136H211ZM47 139V138H46ZM59 139H61V138H59ZM77 139V138H76ZM125 139V138H124ZM128 139V138H127ZM126 139V140H127ZM130 139V138H129ZM143 139V140H144ZM175 139H178V140H176V143H173V141L175 140ZM263 139V138H262ZM261 139V140H262ZM82 140V139H81ZM137 140V139H136ZM135 140V141H136ZM207 140H208V137H207ZM214 140H216V139H213V141ZM244 140V139H243ZM259 140V139H258ZM48 141H50V139L49 140H47V142ZM69 141H70V139H69ZM69 141L67 142L68 144H69ZM74 141H76V140H74ZM108 141V140H107ZM111 141V140H110ZM133 142H134V140H132ZM169 141V140H168ZM210 141H211V139H210ZM260 141V140H259ZM40 142V141H39ZM112 142V141H111ZM110 142V143H111ZM124 142H126V141H124ZM123 142V143H124ZM127 142H128V140H127ZM165 142V141H164ZM183 142V141H182ZM212 142V141H211ZM51 143V142H50ZM81 143V142H80ZM79 143V141H78V144H80ZM102 143V144H101ZM137 143V142H136ZM142 143H143V141H142ZM205 143H207V142H205ZM210 143V142H209ZM256 143V142H255ZM258 143V142H257ZM42 146H43V144L42 143H40ZM48 144V143H47ZM67 144V145H68ZM70 144H72V143H70ZM76 144V143H75ZM125 144V143H124ZM127 144V143H126ZM166 144V143H165ZM262 144V143H261ZM83 145V144H82ZM82 145H80V147L82 146ZM110 145V144H109ZM109 145H108V147H109ZM112 145V147H113V143L111 144ZM134 145V144H133ZM132 145V146H133ZM140 145V144H139ZM209 145V144H208ZM44 146H46V145H44ZM75 146V145H74ZM200 146V145H199ZM198 146V147H199ZM210 146H211V144H210ZM263 146V145H262ZM70 147V146H69ZM106 147V146H105ZM123 147V146H122ZM125 147V146H124ZM129 147V146H128ZM139 147V146H138ZM254 147V146H253ZM253 147H252V149H253ZM34 148V147H33ZM132 148V147H131ZM167 148V147H166ZM191 148V150H185V154H184V156H183V158L182 159H180V161L178 162V165L179 166H183V165H187L188 163H190V161L194 158V152L196 151L195 149H194V147H190ZM212 148V147H211ZM4 149V148H3ZM38 149V148H37ZM40 149V148H39ZM85 149H86V152H85ZM102 149H105V148H103L102 147ZM108 149V148H107ZM114 148H112V150H113ZM124 149V148H123ZM130 149V148H129ZM139 149V148H138ZM182 149V148H181ZM198 149V148H197ZM210 149V148H209ZM43 150V149H42ZM47 150V149H46ZM79 150H80V148H79ZM78 150V151H79ZM132 150L133 149H130V151L132 152ZM213 150H215V148L213 149ZM263 150V149H262ZM2 151V150H1ZM0 151V152H1ZM57 151V150H56ZM103 152H105L104 150H102ZM124 150H122L121 152H123ZM139 151V150H138ZM211 151V150H210ZM42 152V151H41ZM68 152V151H67ZM102 152V153H103ZM107 152V151H106ZM127 152V151H126ZM134 152V151H133ZM144 152V153H143ZM171 152H173V151H171ZM220 152V151H219ZM251 152V151H250ZM37 153V152H36ZM136 153V152H135ZM262 153V152H261ZM34 154H35V152H34ZM40 154V153H39ZM56 154V153H55ZM67 154V153H66ZM106 154V153H105ZM104 154V156H106ZM127 154V153H126ZM149 154H150V151H149ZM166 154V153H165ZM43 155H46V151H45V153L43 154ZM70 155H71V153H70ZM77 155V154H76ZM80 155V154H79ZM109 155V154H108ZM120 155V154H119ZM131 155V154H130ZM148 155V154H147ZM163 155V154H162ZM248 155V154H247ZM246 155V156H247ZM250 156L252 155V153L251 154H249ZM123 156V155H122ZM156 156V155H155ZM179 156V155H178ZM214 156V155H213ZM249 156V157H250ZM39 157V156H38ZM44 157V156H43ZM54 157V156H53ZM71 157V156H70ZM76 157V156H75ZM107 157V156H106ZM105 157V158H106ZM135 157V156H134ZM133 155H131V159L133 160ZM138 157V156H137ZM154 157V156H153ZM37 158V156L35 155V159ZM40 158V157H39ZM66 158V157H65ZM87 158H85V160H87ZM104 158V157H103ZM119 158V157H118ZM117 158V159H118ZM121 158V157H120ZM128 158H130V157H128ZM176 158H178V157H176ZM196 158V157H195ZM213 158V157H212ZM248 158V157H247ZM70 159V158H69ZM136 159V158H135ZM251 159V161H252V158H249V160ZM264 159V158H263ZM42 160V159H41ZM52 160V159H51ZM62 161H63V159H61ZM83 160V159H82ZM109 160V159H108ZM120 160V159H119ZM131 160V161H132ZM35 161V160H34ZM53 161V160H52ZM52 161H50V162H52ZM76 161H78L77 159H76ZM84 161V160H83ZM97 162H98V160H96ZM122 161H123V158H122ZM128 161V160H127ZM134 161V160H133ZM132 161V162H133ZM201 161V160H200ZM251 161H250V163H251ZM69 162H70V160H69ZM86 162V161H85ZM91 162V161H90ZM93 162V161H92ZM101 162V161H100ZM115 162H117V161H115ZM124 162H126L125 160H124ZM192 162V161H191ZM247 162V161H246ZM264 162V161H263ZM34 163V162H33ZM94 163V162H93ZM123 163V162H122ZM42 164V163H41ZM46 164H48V163H46ZM54 164V163H53ZM90 164V163H89ZM116 164V163H115ZM118 164H119V162H118ZM120 164H121V162H120ZM127 164V163H126ZM134 164H135V162H134ZM156 164V163H155ZM64 165V164H63ZM63 165H62V167H63ZM68 165H70L69 163H68ZM79 165V164H78ZM77 165V166H78ZM94 165V164H93ZM98 165H99V163H98ZM111 165H113V164H111ZM192 165V164H191ZM209 165V164H208ZM251 165H253V163L251 164ZM36 166V165H35ZM34 166V167H35ZM84 167H85V163H84V165H83ZM96 166H97V164H96ZM104 166V165H103ZM117 166V165H116ZM120 166V165H119ZM132 166V165H131ZM134 166V165H133ZM195 166V165H194ZM246 166V165H245ZM40 167V166H39ZM71 167H72V165H71ZM70 167V168H71ZM80 167V166H79ZM94 167H95V165H94ZM118 167V166H117ZM126 168H127V166H125ZM124 167V168H125ZM177 167V166H176ZM231 167V166H230ZM52 168H53V166H52ZM69 168V169H70ZM76 168V167H75ZM83 168V167H82ZM87 168H88V166H87ZM86 168V169H87ZM90 168V167H89ZM98 168V167H97ZM121 168H122V166H121ZM123 168V170H125ZM136 168V167H135ZM188 168V167H187ZM198 168V167H197ZM208 168V167H207ZM209 168H210V166H209ZM35 169V168H34ZM67 169H68V167H67ZM66 169V170H67ZM80 169V168H79ZM93 170H95L94 168H92ZM100 169H101V164H100ZM113 169V168H112ZM138 169V168H137ZM181 170H182V168H180ZM184 169V168H183ZM224 169V168H223ZM49 170H50V168H49ZM71 170H72V168H71ZM75 170V169H74ZM83 170V169H82ZM120 170V169H119ZM163 170V172H161ZM172 170V169H171ZM187 170V169H186ZM193 170V169H192ZM199 170H200V168H199ZM36 171V170H35ZM42 171H44V170H42ZM79 171V170H78ZM77 171V172H78ZM89 171H90V169H89ZM103 171V170H102ZM115 171V170H114ZM114 171H111V172H114ZM132 170H129L128 172H131ZM138 171V170H137ZM174 171H175V169H174ZM173 171V172H174ZM196 171V170H195ZM253 171H254V169H253ZM33 172V176H34V171H32ZM37 172H39L38 170H37ZM46 172V171H45ZM50 172V171H49ZM68 171H66V173H67ZM91 172V171H90ZM95 172H97V170H95ZM99 172V171H98ZM104 172V171H103ZM119 172H121V170L119 171ZM123 172V171H122ZM127 172V171H126ZM161 172V173H160ZM243 172V171H242ZM44 173V172H43ZM42 173V174H43ZM106 172H104V174H105ZM134 173V172H133ZM132 173V174H133ZM137 173V172H136ZM238 173V172H237ZM250 173V172H249ZM253 173V172H252ZM258 173L260 174V175H257V177H256V180L258 181V183L261 185V187H263V189H264V164L262 163V164H259V167H258ZM77 174V173H76ZM76 174H75V176H76ZM95 174V173H94ZM124 174H126L125 173V171H124ZM124 174H122V175H124ZM131 174V173H130ZM135 174V173H134ZM186 174H187V172H186ZM211 174V173H210ZM30 175V172H29V174H28V176ZM36 175H37V173H36ZM35 175V176H36ZM72 175V174H71ZM99 175V174H98ZM106 175V174H105ZM110 175V174H109ZM138 175V176H139ZM178 175V179H176V181L177 182H181V181H179V179H181V180H183L184 179V175H183V173H182V171H179V173L177 174ZM235 175V174H234ZM251 175H253V174H251ZM66 176V175H65ZM107 176H108V173H107ZM170 176V175H169ZM195 176V175H194ZM218 176V175H217ZM250 176V175H249ZM248 176V177H249ZM27 177V176H26ZM30 177H31V175H30ZM64 177V176H63ZM94 177V176H93ZM106 177V176H105ZM118 177V181L120 182V180L122 179L121 178V174L119 173V175L117 176ZM122 177H124V176H122ZM140 177V176H139ZM222 177V176H221ZM236 177H237V175H236ZM259 177V178H258ZM29 177H27L26 179H28ZM36 178V177H35ZM107 178H109V177H107ZM208 178V177H207ZM219 178V177H218ZM238 178V177H237ZM251 178V177H250ZM25 179V180H26ZM30 179V178H29ZM34 179V178H33ZM33 179H32V183L34 182L35 183V181H33ZM65 179V178H64ZM68 179V178H67ZM74 179V178H73ZM98 179H99V176H98ZM103 179V178H102ZM113 179H115V178H113ZM124 179V178H123ZM133 179V178H132ZM132 179H130V180H132ZM169 179V178H168ZM168 179L166 180L167 182H168ZM220 179V178H219ZM230 179V178H229ZM243 179V178H242ZM240 177L237 179V180H235V186H236V181H237V185H238V187H236V191L234 192V195L232 196V198L233 199H236L237 200V196L239 195V192H240V186H242V183H245V181L243 182V180H242ZM246 179H249V178H246ZM252 179H253V176H252ZM34 180H36V179H34ZM100 180V179H99ZM98 180V181H99ZM134 180V179H133ZM141 180V179H140ZM231 180V179H230ZM229 180V181H230ZM242 180V181H241ZM41 180H39V182H40ZM98 181L96 180H90L89 182H87L85 185H82V186H79L78 188H81V190L82 191H84L85 192V197H87L86 199L85 198H82L83 200H84V203H88V202H91L92 200L94 201L95 199H92L94 196H95V198H96V193H97V195H99L98 193V191H99V189H100V187H99V183H98ZM101 181V180H100ZM105 181V180H104ZM125 182H126V179L124 180ZM123 181V182H124ZM135 181H136V179H135ZM138 181V180H137ZM136 181V182H137ZM176 181H175V179L173 178L172 180H169V184H170V187L168 186V191L166 192V195H165V199H167V201H162L161 203H159V205H158V212H159V214H162L163 216H165L167 219H171V217H173L174 215H175V212H176V209H177V206H178V204H175L174 203V196H175V183H176ZM191 179H189V182H188V186H191ZM248 181V180H247ZM249 181H251V179L249 180ZM257 181H255V183L257 184ZM26 182V181H25ZM61 182H63V181H61ZM112 182H113V180H112ZM124 182V183H125ZM132 181H130L129 183H131ZM136 182H134L135 184H136ZM198 182H200V180L198 181ZM205 182H207V181H205ZM253 182V181H252ZM32 183L30 184V185H32ZM64 184L66 183V182H63ZM62 183V184H63ZM105 183V182H104ZM123 183V185H124V187H125V185L126 184H124ZM129 183H127V185H126V187H128V184ZM138 183V182H137ZM140 183V182H139ZM139 183H138V186L139 187H141L140 185H139ZM247 183H249V182H247ZM112 184H115L114 182L112 183ZM121 184V183H120ZM120 184H119V187H121V189H123L122 188V186H120ZM135 184H132V187H133V185H135ZM164 184V182L162 183V185ZM167 184V183H166ZM253 184V183H252ZM27 185V184H26ZM28 185H29V183H28ZM29 185V186H30ZM70 185V184H69ZM76 185H78V183L77 182H73V184L71 185V187H70V189L71 190H73V192L75 191V187H76ZM208 185V184H207ZM218 185H219V183H218ZM217 185V186H218ZM250 185H251V183H250ZM34 186L36 187V184H34ZM66 186V185H65ZM101 186V185H100ZM254 186V185H253ZM31 187V186H30ZM32 187H33V185H32ZM39 187V186H38ZM106 187V186H105ZM108 187V186H107ZM114 187V186H113ZM112 187V188H113ZM118 187V186H117ZM135 187H136V185H135ZM134 187V188H135ZM251 187V186H250ZM66 188V187H65ZM69 188V187H68ZM166 188V187H165ZM165 188L163 189V190H165ZM182 188V187H181ZM192 188H194V187H192ZM206 188V187H205ZM247 188H249V187H247ZM255 188H256V186H255ZM255 188H253L252 189V191L255 189ZM38 189H40V188H38ZM62 189V191L65 193V191L63 190V187L61 188ZM60 189V190H61ZM103 189V188H102ZM129 189V188H128ZM140 189V188H139ZM138 189V190H139ZM242 189V188H241ZM250 189V188H249ZM262 189V188H261ZM66 190V189H65ZM70 190V191H71ZM137 190V189H136ZM160 190V189H159ZM248 190V189H247ZM246 190V191H247ZM257 190H258V187H257ZM260 190V189H259ZM40 191V190H39ZM110 191V188L109 189H107L105 192H109ZM262 191V190H261ZM61 192V191H60ZM72 192V191H71ZM112 192V191H111ZM121 192H123L122 190H121ZM125 192H126V190H125ZM124 192V193H125ZM158 192V191H157ZM162 192V191H161ZM220 192V191H219ZM250 192V191H249ZM249 192H248V194H249ZM254 192V191H253ZM33 193H35V191L33 192ZM68 193H70V192H68ZM137 193H139L140 194V192H137ZM179 193H180V191H179ZM262 193H263V191H262ZM60 194V193H59ZM62 195H63V193H61ZM104 194V193H103ZM112 194V193H111ZM123 194V193H122ZM136 194V193H135ZM159 194V193H158ZM216 194V193H215ZM243 194H244V192H243ZM68 195V194H67ZM74 195H75V193L73 194V197H74ZM126 195V194H125ZM156 195V194H155ZM161 195V194H160ZM217 195V194H216ZM244 195H246V194H244ZM243 195V196H244ZM66 196V195H65ZM79 196H81V194L79 195ZM83 196V197H84ZM107 196V195H106ZM111 196V195H110ZM130 196L132 197V195L131 194H127V199L129 198L130 199ZM134 196V195H133ZM137 196V195H136ZM159 196V195H158ZM178 196V195H177ZM252 196V195H251ZM255 196V195H254ZM263 196V195H262ZM59 197H60V195H59ZM64 197V196H63ZM98 197V196H97ZM119 197V196H118ZM121 197V196H120ZM123 197H125V196H123ZM137 197H140V196H137ZM149 197H150V194H143V196H142V198H141V201H142V203L143 202H145L146 200H148L149 199ZM157 197V196H156ZM228 197V196H227ZM80 198V197H79ZM107 198V197H106ZM111 198V197H110ZM135 198V197H134ZM194 198H196V197H194ZM205 198V197H204ZM242 197H240V199H241ZM245 198V197H244ZM248 198H249V196H248ZM263 198V197H262ZM116 200H117V198H115ZM120 198H118V200H119ZM132 199H133V197H132ZM136 199V198H135ZM139 199V198H138ZM158 199V198H157ZM198 199V198H197ZM243 199V198H242ZM241 199V200H242ZM82 200V201H83ZM97 200V199H96ZM104 200H105V198L103 197V202H104ZM110 200V199H109ZM199 200V199H198ZM201 200V199H200ZM241 200H240V204H241ZM68 200L66 199V202H67ZM107 201V200H106ZM105 201V202H106ZM113 201H115V200H113ZM152 201V200H151ZM177 201H178V199H177ZM188 201H190L189 199H188ZM254 201H256L255 199L253 200V198H252V202H254ZM59 202H61V201H59ZM77 202V201H76ZM99 202V201H98ZM101 202V201H100ZM102 202V203H103ZM244 202V201H243ZM249 202V201H248ZM65 203V202H64ZM81 203V202H80ZM96 203V202H95ZM116 203V202H115ZM131 203V202H130ZM154 203V202H153ZM156 203V202H155ZM195 203V202H194ZM251 203V202H250ZM82 204V203H81ZM80 204V205H81ZM91 203H89V205H90ZM94 204V203H93ZM93 204H91L92 205V208H93ZM107 204H110V203H108L107 202ZM156 204H158V202L156 203ZM155 204V205H156ZM206 204V203H205ZM237 204V203H236ZM251 204H253V203H251ZM259 204V203H258ZM88 205V206H89ZM90 205V206H91ZM123 205V204H122ZM141 205V204H140ZM207 205V204H206ZM232 205H233V202H232ZM250 205V204H249ZM255 205H256V203H255ZM64 206V205H63ZM88 206H87V208H88ZM89 206V207H90ZM97 205H94V207H96ZM105 206V205H104ZM114 206V205H113ZM241 207H246V205H240ZM254 206V205H253ZM253 206H252V208H253ZM257 206V205H256ZM54 207V206H53ZM56 207V206H55ZM106 207H107V205H106ZM128 207V206H127ZM183 207V206H182ZM244 207V208H245ZM64 208H66V207H64ZM76 208V207H75ZM74 208V209H75ZM78 208V207H77ZM91 208V207H90ZM91 208V209H92ZM255 208V207H254ZM253 208V209H254ZM62 209H63V207H62ZM82 209V208H81ZM81 209H79L78 208V210H80L81 211ZM89 209V208H88ZM91 209H90V212H91ZM101 209V208H100ZM104 209V208H103ZM112 208H110V211L112 212V210H111ZM149 209V208H148ZM204 209V208H203ZM241 209V208H240ZM239 209V210H240ZM243 209V208H242ZM57 210V209H56ZM55 210V211H56ZM108 209H105L103 212H106ZM135 210V209H134ZM256 210H258V209H256ZM55 211H54V213H55ZM64 213H63V212ZM98 211V210H97ZM109 211V212H110ZM126 211V210H125ZM163 211H164V214H163ZM238 211V210H237ZM241 211V210H240ZM247 212H248V210H246ZM57 212V211H56ZM74 212H76V213H78L77 211H74ZM92 212H93V210H92ZM102 212V213H103ZM110 212V213H111ZM116 212V211H115ZM204 212V211H203ZM226 212V211H225ZM54 213H52V214H54ZM61 213L62 214H64L65 216H66V212L64 211V210H61ZM73 213V212H72ZM80 213V212H79ZM97 213H99V212H97ZM101 213V214H102ZM107 213V212H106ZM109 213V214H110ZM131 213V212H130ZM228 213V212H227ZM240 213V212H239ZM238 213V214H239ZM244 213H246V212H244ZM257 213V212H256ZM264 213V212H263ZM262 213V214H263ZM62 214H59V216L60 215H62ZM92 214V213H91ZM94 214V213H93ZM108 214V213H107ZM229 214V213H228ZM249 214H250V212H249ZM75 215V214H74ZM79 215H81V213L79 214ZM90 215V214H89ZM100 215V214H99ZM104 215V214H103ZM127 215V214H126ZM56 217H57V215H55ZM64 216V217H65ZM76 217H77V214L75 215ZM75 216H74V218H75ZM91 216V215H90ZM110 216V215H109ZM236 216H238L237 214H236ZM247 216V214L245 215V216H243L242 215V217H246ZM63 217V216H62ZM79 217V216H78ZM92 217V216H91ZM106 217L108 218V216L106 215ZM186 217V216H185ZM215 217V216H214ZM241 217V218H242ZM71 218V217H70ZM73 218V219H74ZM96 218V217H95ZM179 218V217H178ZM201 218H202V216H201ZM238 218L239 217H237V219L236 220H238ZM58 219H59V217H58ZM65 219H66V217H65ZM65 219H61V221H63L64 222V220ZM78 219V218H77ZM92 219V218H91ZM101 219V218H100ZM109 219V218H108ZM256 219V218H255ZM50 220H51V218H50ZM57 219H55V221H56ZM69 220H71V219H69ZM79 220V219H78ZM103 224H104V217H103ZM242 220V219H241ZM77 221V220H76ZM91 221V220H90ZM107 221V220H106ZM110 221V220H109ZM131 221V220H130ZM214 221V220H213ZM225 221H226V219H225ZM256 221V220H255ZM75 222V221H74ZM92 222V221H91ZM102 222V221H101ZM108 222V221H107ZM122 222V221H121ZM55 223V222H54ZM58 223H60V221L58 222ZM57 223V224H58ZM65 223V222H64ZM63 223V224H64ZM71 223V222H70ZM78 223V222H77ZM109 223H111V222H109ZM171 223V222H170ZM53 224V223H52ZM76 224V223H75ZM155 224V223H154ZM219 224V223H218ZM224 224V223H223ZM236 224V223H235ZM254 224V223H253ZM259 224V223H258ZM60 225H61V223H60ZM86 225H87V223H86ZM85 225V226H86ZM220 225V224H219ZM243 225V224H242ZM55 226V225H54ZM58 226V225H57ZM62 226H64V225H62ZM82 226H83V224H82ZM93 226V225H92ZM101 226H103V225H100V227ZM105 226V225H104ZM245 225H243V227H244ZM251 226V225H250ZM89 227H91L90 225H89ZM123 227H124V225H123ZM132 227V226H131ZM208 226H206V228H207ZM68 228H70V227H68ZM73 228V227H72ZM72 228H71V230H72ZM102 228V227H101ZM100 228V229H101ZM154 228V227H153ZM203 228V227H202ZM218 228H221V227H218ZM241 228V227H240ZM239 228V229H240ZM253 228V227H252ZM262 228V227H261ZM58 229H60V228H58ZM57 229V230H58ZM62 230H61V232H65V231H63V227L61 228ZM66 229V228H65ZM80 229H82V228H80ZM88 229V228H87ZM120 229H121V227H120ZM139 229H140V227H139ZM143 231H144V233H146V234H149L150 233V228H149V226H144L143 228ZM180 229V228H179ZM231 229V228H230ZM238 229V228H237ZM259 229H260V227H259ZM56 230V229H55ZM56 230V231H57ZM67 230V229H66ZM109 230V229H108ZM124 230V229H123ZM176 230V229H175ZM225 230V229H224ZM263 230V229H262ZM262 230H260V231H262ZM49 231V230H48ZM59 231V230H58ZM57 231V232H58ZM70 231V230H69ZM76 231V230H75ZM87 231H89V230H86L85 232H87ZM110 231V230H109ZM142 231V230H141ZM153 231V230H152ZM156 231V230H155ZM216 231H217V229H216ZM221 231H222V229H221ZM231 231V230H230ZM229 231V232H230ZM233 231V230H232ZM240 231V230H239ZM242 231V230H241ZM252 231V230H251ZM67 232V231H66ZM192 232V231H191ZM207 232V231H206ZM236 232V231H235ZM70 233V232H69ZM109 233V232H108ZM121 233V232H120ZM197 233V232H196ZM215 233V232H214ZM239 233V232H238ZM249 233H251V232H249ZM257 233H259L258 232V229H257ZM256 233V234H257ZM60 234V233H59ZM76 234V233H75ZM85 234V233H84ZM122 234H123V232H122ZM155 234V233H154ZM160 234H161V232H158V235L157 236H155L154 238H155V243H157V241H159V239H160ZM182 234V233H181ZM223 234V233H222ZM236 234V233H235ZM246 234V233H245ZM67 235H71V234H67L66 233V237H67ZM82 235H83V233H82ZM82 235H80L81 237H82ZM124 235V234H123ZM136 235H137V233H136ZM183 235V234H182ZM201 235V234H200ZM215 235V234H214ZM213 235V236H214ZM229 235V234H228ZM250 235V234H249ZM62 236V235H61ZM79 236V237H80ZM100 236V235H99ZM120 236V235H119ZM224 235H222L221 236V238L223 237ZM230 236V235H229ZM231 236H233V235H231ZM234 236H236V235H234ZM80 237V238H81ZM89 237V236H88ZM212 237V236H211ZM237 237V236H236ZM238 237H240V236H238ZM61 238V237H60ZM64 239H65V237H63ZM69 238V240H70V238L71 237H68ZM68 238H66V239H68ZM73 238V237H72ZM74 238H75V236H74ZM77 239H78V237H76ZM76 238H75V240H76ZM139 238V237H138ZM152 238H153V236H152ZM228 238V237H227ZM233 238V237H232ZM231 238V239H232ZM235 238V237H234ZM233 238V239H234ZM249 238V237H248ZM199 239H200V237H199ZM211 239V238H210ZM232 239V243H234L233 240ZM237 239V238H236ZM235 239V240H236ZM241 239V238H240ZM240 239H238V240H240ZM252 239V238H251ZM59 240H61V239H59ZM68 240V241H69ZM72 240V239H71ZM71 240H70V242H71ZM74 240V241H75ZM80 240V239H79ZM87 240H89V239H87ZM97 240V239H96ZM152 240V239H151ZM180 240V239H179ZM221 240V239H220ZM223 240H224V238H223ZM242 240V239H241ZM249 240V239H248ZM253 240V239H252ZM259 240V239H258ZM63 241V240H62ZM73 241V240H72ZM73 241V242H74ZM210 241H212V240H210ZM246 241V240H245ZM255 241V240H254ZM261 241V240H260ZM64 242V244L63 245H66L65 244V241H63ZM79 242V241H78ZM85 242V241H84ZM134 242H135V239H134ZM199 242H200V240H199ZM221 242V241H220ZM223 242V241H222ZM242 242V241H241ZM250 242H252V241H250ZM224 243H225V241H224ZM231 243V244H232ZM236 243H238L237 241H236ZM263 243V242H262ZM60 244V243H59ZM58 244V245H59ZM75 244V243H74ZM77 244H81V242L80 243H77ZM135 244H136V242H135ZM148 244V242L146 243V240H139L138 241V244H137V246L139 247V248H144L146 245ZM199 244H201V243H199ZM217 244H219V242L217 243ZM231 244H224V245H231ZM259 244V243H258ZM70 245V244H69ZM82 245V244H81ZM221 245L222 244H220V247L219 248H222L221 247ZM234 245V244H233ZM76 246V245H75ZM79 246V245H78ZM84 246V245H83ZM154 246V245H153ZM213 246V245H212ZM217 246V245H216ZM219 246V245H218ZM252 246H254V245H252ZM60 247V246H59ZM58 247V248H59ZM71 247V246H70ZM72 247H73V245H72ZM85 247V246H84ZM83 247V248H84ZM106 247V246H105ZM196 247V246H195ZM199 247H200V245H199ZM243 247L245 248V245H244V242H243ZM246 247H247V245H246ZM256 247V246H255ZM76 248V247H75ZM185 248V247H184ZM197 248H198V246H197ZM216 248V247H215ZM226 248V247H225ZM224 248V250H226ZM228 248V247H227ZM233 248V247H232ZM243 248V250H246V249H244ZM248 248V247H247ZM259 248V247H258ZM61 253L60 254H62V251L63 250H65V248H62L61 247ZM77 249H79L78 247H77ZM108 249V248H107ZM230 249V248H229ZM253 249H254V247H253ZM56 250V249H55ZM58 250H60V249H58ZM57 250V251H58ZM67 250H69V248H67ZM66 250V251H67ZM74 250V249H73ZM81 250V248L79 249V251ZM147 250V249H146ZM223 250V251H224ZM238 250H239V248H238ZM242 250V251H243ZM149 251V250H148ZM222 251V252H223ZM251 251H252V248H251ZM51 252H53V250L52 251H50V253ZM60 252V251H59ZM65 251H63V253H64ZM73 252V251H72ZM122 252V251H121ZM196 252V251H195ZM214 252V251H213ZM230 252V251H229ZM244 252V251H243ZM242 252V253H243ZM250 252V251H249ZM264 252V251H263ZM69 254H70V252H68ZM68 253H67V255H68ZM74 253V252H73ZM76 253V252H75ZM124 253V252H123ZM167 253V246L164 248V254L165 255H167L166 254ZM228 252L226 251V254H227ZM236 253H237V251H236ZM72 254V253H71ZM121 254V253H120ZM130 254V253H129ZM148 254V253H147ZM168 254H170V253H168ZM200 254V253H199ZM204 254V253H203ZM211 254H212V252H211ZM223 254V253H222ZM224 254H225V251H224ZM135 255V254H134ZM164 255V256H165ZM201 255V254H200ZM210 255V254H209ZM220 255V254H219ZM236 254H234L232 257H234ZM58 256V255H57ZM56 256V257H57ZM63 256H65L66 257V255H63ZM63 256H60V257H63ZM71 256V255H70ZM73 256H74V254H73ZM116 256V255H115ZM133 256V255H132ZM137 256H138V254H137ZM163 256V257H164ZM196 256V255H195ZM198 256V255H197ZM203 256V255H202ZM222 256V255H221ZM220 256V257H221ZM224 256V255H223ZM238 256V255H237ZM250 256V255H249ZM128 257V256H127ZM194 257V256H193ZM199 257V256H198ZM197 257V258H198ZM69 258V257H68ZM77 258V257H76ZM148 258V257H147ZM150 258V257H149ZM165 258V257H164ZM164 258H162V261H163V259ZM223 258V257H222ZM227 258V257H226ZM235 258V257H234ZM246 258H248V257H246ZM51 259V258H50ZM62 259V258H61ZM65 259V258H64ZM66 259H67V257H66ZM94 259V258H93ZM92 259V260H93ZM138 259H139V257H138ZM194 259V258H193ZM217 259V258H216ZM227 259H229V258H227ZM239 259V258H238ZM249 259V258H248ZM78 260V259H77ZM81 260V259H80ZM92 260H91V262H92ZM95 261H96V259H94ZM209 260V259H208ZM215 260V259H214ZM222 260V259H221ZM220 260V261H221ZM231 260H232V258H231ZM234 260V259H233ZM251 260V259H250ZM253 260V259H252ZM51 261H53V260H51ZM59 261H61V260H58V262L56 261V263H59ZM67 261V260H66ZM136 261H137V259H136ZM165 261V260H164ZM207 261V260H206ZM227 261V260H226ZM226 261H225V264H226ZM235 261H237V260H235ZM243 261H244V259H243ZM73 262V261H72ZM104 262V261H103ZM138 262V261H137ZM152 262V261H151ZM247 262H248V260H247ZM251 262V261H250ZM255 262V261H254ZM55 263V262H54ZM102 263V262H101ZM220 263V262H219ZM232 264H235V263H233V262H231ZM237 263V262H236ZM240 263H242V262H240ZM60 264V263H59ZM62 264H63V262H62ZM76 264H78V263H76ZM135 264H137V263H135ZM216 264H217V262H216ZM246 264V263H245ZM258 264H260V263H258Z\"/></svg>",
	"mask_w": 264,
	"mask_h": 264
}]
</instances>
